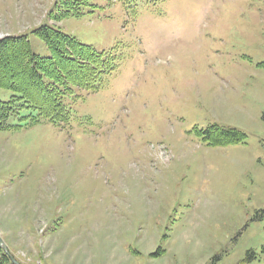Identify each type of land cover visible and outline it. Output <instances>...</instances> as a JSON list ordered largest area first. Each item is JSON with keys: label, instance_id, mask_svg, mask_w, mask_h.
I'll return each instance as SVG.
<instances>
[{"label": "rangeland", "instance_id": "374dc122", "mask_svg": "<svg viewBox=\"0 0 264 264\" xmlns=\"http://www.w3.org/2000/svg\"><path fill=\"white\" fill-rule=\"evenodd\" d=\"M59 1L0 0V39L45 57L33 31L56 26L117 68L67 100L70 124L18 128L22 109L0 132V253L264 264V0H88L66 17ZM229 129L246 138L223 144Z\"/></svg>", "mask_w": 264, "mask_h": 264}, {"label": "trees", "instance_id": "16d2710c", "mask_svg": "<svg viewBox=\"0 0 264 264\" xmlns=\"http://www.w3.org/2000/svg\"><path fill=\"white\" fill-rule=\"evenodd\" d=\"M87 3L88 0H61L56 6L66 11L64 17L79 16L81 7ZM34 33L45 42L48 56L33 51L28 35L0 39V67L7 76L14 72L6 80H0V88L15 94L9 102L0 101V132L12 127L10 119L22 109L29 114L21 118L25 123L18 128L32 127L42 121L69 124L72 113L67 100L80 97L76 96L78 92L98 93L106 77L117 68L113 55L80 43L56 26L43 25ZM221 135L225 141L214 139V145L240 143L246 138L234 129L223 130ZM0 264H13L3 251Z\"/></svg>", "mask_w": 264, "mask_h": 264}]
</instances>
